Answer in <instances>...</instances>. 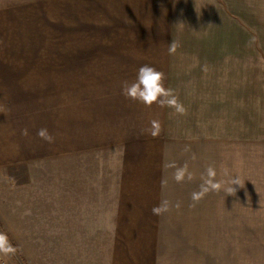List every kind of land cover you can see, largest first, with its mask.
<instances>
[{"label":"rangeland","instance_id":"rangeland-1","mask_svg":"<svg viewBox=\"0 0 264 264\" xmlns=\"http://www.w3.org/2000/svg\"><path fill=\"white\" fill-rule=\"evenodd\" d=\"M0 51H123L106 63L113 71L124 61L120 81L135 80L145 64L164 73L183 109L162 107L167 132L231 142L234 178L251 184V201L236 185L233 213H152L149 223L142 216L150 213H124L121 225L146 233L117 234L110 256L119 264H264V0H0ZM54 60L11 63L52 67ZM11 175L26 179L21 162L0 165V252L9 264H50L52 213H11ZM108 214L117 223V213Z\"/></svg>","mask_w":264,"mask_h":264},{"label":"crops","instance_id":"crops-1","mask_svg":"<svg viewBox=\"0 0 264 264\" xmlns=\"http://www.w3.org/2000/svg\"><path fill=\"white\" fill-rule=\"evenodd\" d=\"M11 52L0 51V165L21 162L26 174L20 183L6 178L11 213H52L50 264H119L116 253L110 256L117 234L143 232L121 225L124 213H150L140 214L149 223L157 206L160 213L236 210V191H226L234 178L231 142L169 133L161 124L167 117L163 106L126 99L118 76L124 61H115L120 66L113 71L106 65L123 51ZM29 55L55 62L52 67L11 63ZM42 129L51 141L38 135ZM261 140L264 211V125ZM247 183H240L246 193ZM108 213H117V223L109 224ZM148 244L142 247L151 248Z\"/></svg>","mask_w":264,"mask_h":264},{"label":"clouds","instance_id":"clouds-1","mask_svg":"<svg viewBox=\"0 0 264 264\" xmlns=\"http://www.w3.org/2000/svg\"><path fill=\"white\" fill-rule=\"evenodd\" d=\"M176 48L175 43L170 45L169 51L174 52ZM164 73L157 70L150 65H142L138 68L135 80L132 82L123 81L121 84V94L129 100L144 104L145 106H151L153 103H158L161 106H175L177 112L183 111V109L177 104L175 96H173L170 89H166L164 86ZM153 127H157L156 122H152ZM155 135V132L152 133ZM39 136L51 141V137L46 134V130H40ZM210 175L213 173L210 171ZM176 180L183 179L182 174L176 175ZM233 185H239L238 178H233L230 185L226 188L229 195H234L236 189ZM216 187V185H213ZM153 214H160L161 207L157 206L153 208Z\"/></svg>","mask_w":264,"mask_h":264},{"label":"built area","instance_id":"built-area-1","mask_svg":"<svg viewBox=\"0 0 264 264\" xmlns=\"http://www.w3.org/2000/svg\"><path fill=\"white\" fill-rule=\"evenodd\" d=\"M0 264H9V263L5 260L3 254H2L1 252H0Z\"/></svg>","mask_w":264,"mask_h":264}]
</instances>
